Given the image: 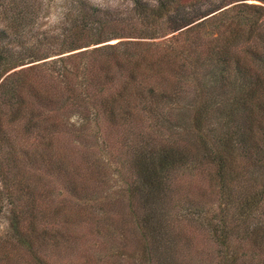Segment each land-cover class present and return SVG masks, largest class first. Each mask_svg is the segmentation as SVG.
I'll use <instances>...</instances> for the list:
<instances>
[{
    "label": "trees",
    "instance_id": "1",
    "mask_svg": "<svg viewBox=\"0 0 264 264\" xmlns=\"http://www.w3.org/2000/svg\"><path fill=\"white\" fill-rule=\"evenodd\" d=\"M3 6L0 4L1 9ZM87 6L74 3L70 10L74 16L65 17L57 25V34L46 36L44 43L39 38L37 43L46 44L47 55H39L41 48L35 52L13 51L7 44L11 33L6 27L0 28V152L14 156L11 140L20 137L19 129L25 136L32 130L46 131L57 123L53 121L57 113L69 111L79 122V130L94 121L98 131L117 136L111 144L121 148L120 152L132 149L134 158L130 164L136 176L132 187L156 195L163 190L168 174L176 166H183L193 153H182L159 137L163 128L171 131L168 113L173 105L185 100L189 108L192 106V99L186 97L190 86L184 84L193 79L200 86L196 92L203 91L197 97L194 93L196 99L208 96L206 92L214 93L212 98L193 106L189 128L198 133L212 116L208 136L194 137L198 161L212 167L211 180L223 203L218 213L222 224L217 221L218 226L210 228L224 251L229 247L230 231L237 228L235 240H250L253 253H262L264 227L253 224L249 230L247 221L264 215V178L250 175L254 171L264 173V0H157L151 5L134 0L128 10L131 22L104 18L103 12H95L93 7L89 9L92 13L86 15L82 8ZM30 11L29 7L28 14H14L12 27L23 18L28 21ZM117 23L122 34L113 29ZM166 34L171 35L154 51L152 46L156 44L151 40ZM109 38L127 40L99 45ZM91 45L99 46L88 48ZM42 55L45 56L41 58ZM51 57L56 58L48 59ZM45 58L48 60L42 62L44 65H28ZM83 58L87 59L81 66L76 64ZM15 68L19 69L11 71ZM40 68L56 69V73L43 78L42 72H37ZM230 73L234 74L233 80ZM209 74L215 78L211 90L204 83ZM44 83L58 84L59 87L53 85L57 96L53 97L51 90L43 91ZM166 108L168 113L163 115ZM67 123L66 117L59 121L57 132L60 126H75ZM207 137H211L210 145L206 144ZM6 158L0 155V178H5L4 165L9 164L4 163ZM38 158L49 159L41 153ZM64 162L60 160L57 168L67 167ZM65 171L70 175L68 168ZM80 171H73L80 180L70 182V186L74 196L84 201L90 187L82 179L85 170ZM241 187H247L246 191L234 205L235 190ZM231 206L234 211L228 215ZM21 218L11 215V229L16 240L33 253L38 229L33 221L21 228ZM142 223L146 225L148 221ZM143 253L144 248L137 251L140 257ZM237 259L231 253L228 260L220 263L233 264ZM32 260L34 264H45L36 256Z\"/></svg>",
    "mask_w": 264,
    "mask_h": 264
},
{
    "label": "rangeland",
    "instance_id": "2",
    "mask_svg": "<svg viewBox=\"0 0 264 264\" xmlns=\"http://www.w3.org/2000/svg\"><path fill=\"white\" fill-rule=\"evenodd\" d=\"M133 1L0 0V4L4 5L0 8V28L6 27L11 33L7 44L13 51L35 52L41 48L39 55L46 54V44L39 46V38L44 43L46 36L57 34V25L65 17L74 16V11H70L74 3L87 4L85 9L82 8L86 15L92 13L89 9L93 7L95 12H103L104 18L110 16L117 21L131 22L132 15L128 10ZM135 1L151 5L157 0ZM29 7L30 19L24 21L23 18L18 26L12 27V16L19 11L28 14ZM113 29L118 34L123 33L120 23ZM170 35L151 40L156 44L152 46L154 51L161 48ZM124 40L127 39L109 38L99 45ZM52 58L56 57L48 59ZM48 59H40L28 65L41 66ZM86 59L76 60V64L81 66ZM17 69L19 68L11 71ZM40 69L37 72H42L43 78H47V74L56 73V69ZM233 75L230 73L231 80L234 79ZM186 83L184 87L190 86L186 97L192 99V106L189 108L183 100L182 104L172 106L170 114L167 108L163 109L162 114L168 113L173 126L171 131L163 128L159 137L182 153H187V150L190 151L189 154L193 153L189 155L191 158L187 157L183 166H176L168 174L163 190L156 195H148L137 187H132L136 183L130 164L134 158L132 149L120 152L118 149L121 148L117 149L111 144L117 136H109L106 130L98 131L99 128L93 126L94 121L90 120L86 128L79 130L76 126L79 122L67 111L57 113L53 121L58 123L66 117L67 124H74V127L60 126L57 132L56 123L52 128L47 127L46 131L32 130L27 136L22 135L19 129L20 137L11 140L14 156L7 151L0 152L2 158L7 157L3 159L4 163L9 162L4 165L5 178H0V264H34V256L45 264H221L222 260H228L231 253L238 257L233 264H264V250L255 254L250 240L241 243L235 240L233 233L237 228L232 227L234 231L231 230L228 235V250H222V246L215 240V233L210 227L218 226L217 221L221 223L218 213L223 203L211 180L213 169L204 162L199 163L198 149L195 147L198 134L208 136L212 116L208 117L206 126L198 133L192 131V127L189 129L192 126L193 106L197 101L204 102L206 98H212L214 93L210 95L206 92L208 96L196 99L203 93L196 92L200 87L198 82L189 79ZM204 83L207 90H211L215 83L214 75L209 74ZM53 85L59 87L56 83ZM53 85L44 83L42 86L43 91L51 90L50 94L55 97L57 88L53 90ZM180 94L183 95V92L180 91ZM54 102L57 103V98ZM46 116L50 117L49 114ZM185 132L189 133L186 135ZM205 140L210 145L211 137ZM108 145L110 148L106 147ZM40 153L49 159L41 161L38 158ZM15 156L18 158L14 159ZM60 160H64L67 167L57 168ZM65 168L70 170V175ZM74 170H85L82 179L88 181L90 187L88 194L86 193L87 200L80 201L79 197L74 196L70 182L80 180L78 175H74ZM250 175L255 179L264 178L262 172L254 171ZM244 187H241L243 191L235 190L234 205L237 199L243 197L247 188ZM231 211H234L233 206L228 207L227 214H232ZM13 213L17 217L22 216L21 228L33 221L38 229L35 230L38 238H35L37 245L33 253H29L16 240L17 236L10 226ZM144 220L148 221L146 225L142 223ZM253 224L264 227V215H256L254 221L248 219L247 228L250 230ZM226 228L230 230V227ZM140 248H144V253L141 254H145L143 257L137 254Z\"/></svg>",
    "mask_w": 264,
    "mask_h": 264
}]
</instances>
